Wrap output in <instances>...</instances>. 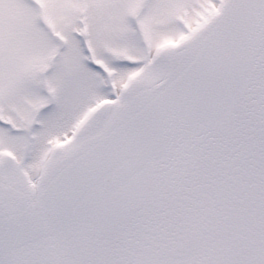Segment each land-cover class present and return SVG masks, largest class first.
Returning a JSON list of instances; mask_svg holds the SVG:
<instances>
[{
	"label": "snow or ice",
	"instance_id": "snow-or-ice-1",
	"mask_svg": "<svg viewBox=\"0 0 264 264\" xmlns=\"http://www.w3.org/2000/svg\"><path fill=\"white\" fill-rule=\"evenodd\" d=\"M0 264H264V0H0Z\"/></svg>",
	"mask_w": 264,
	"mask_h": 264
}]
</instances>
